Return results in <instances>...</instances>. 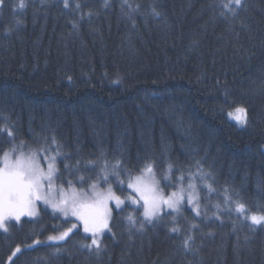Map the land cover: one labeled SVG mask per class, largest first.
Returning a JSON list of instances; mask_svg holds the SVG:
<instances>
[{"label": "trees", "instance_id": "1", "mask_svg": "<svg viewBox=\"0 0 264 264\" xmlns=\"http://www.w3.org/2000/svg\"><path fill=\"white\" fill-rule=\"evenodd\" d=\"M20 2L0 3V126L14 133L0 131V156L54 137L64 186L87 188L105 160H120L133 175L154 163L170 192L199 162L215 191L197 179L200 216L184 203L149 224L125 199L136 194L122 171L123 185L110 181L125 202L113 210L99 255L82 247L91 235L80 227L48 240L73 220L41 205L38 217L0 230V264H264V225L224 203L227 190L247 214L264 211V0H244L231 22L219 0H128L135 12L123 0H70L67 9L63 0ZM236 107L246 109L244 125L228 115ZM174 225L179 232L169 231Z\"/></svg>", "mask_w": 264, "mask_h": 264}, {"label": "snow or ice", "instance_id": "2", "mask_svg": "<svg viewBox=\"0 0 264 264\" xmlns=\"http://www.w3.org/2000/svg\"><path fill=\"white\" fill-rule=\"evenodd\" d=\"M2 3V0H0ZM123 5H127L129 10L135 12L139 5L135 8L129 4L128 0H123ZM63 6L70 8V0H63ZM105 6H108V0H105ZM24 0L20 2V8H24ZM220 8L219 15L225 20L231 22L232 19L239 16V10L245 7L244 0H219ZM75 10L81 8V4L76 2ZM91 15V12L88 13ZM152 15L159 16L160 13L152 9ZM19 23V21H17ZM75 27V24L73 25ZM10 31V29H9ZM229 116L234 119L237 124L244 125L247 122V112L243 107H236ZM0 131L6 132L9 137L14 139L13 130L7 125L0 126ZM55 145V150L52 148ZM60 145L53 137L51 145L47 142L45 145L37 149H29L25 153L24 143L19 145L13 144L9 150L3 152L0 156V230L8 232L7 221L15 220L19 222L23 216H35L36 203L42 201L45 205L50 206L53 212L61 213L64 217L74 216L83 224V231L91 233V242L83 244L82 247L87 248L90 252L99 255L103 250L102 242L99 239L100 235L105 231H111L109 228V220L111 219V208L109 202H114L119 208L124 204L125 199L131 201L134 205H140L143 208L144 220L149 224L158 221L163 215L170 213H180L185 199L187 204L192 206V210L196 216L201 215V195L196 183L199 179L201 185L207 189L208 193L215 191L213 184L209 182L210 173L204 172L199 167L197 162V171L189 172L185 177L181 174L177 178L178 187L175 191L165 194L160 187V180L157 178L155 165L152 162L146 163L140 169L138 175H133L130 171L122 169L120 160L115 163H109L107 160L100 165V172L97 175V183L89 185L92 192L89 193L83 188L77 189L72 180L67 181V189L63 183L57 184L56 181L60 178V170L57 166L58 157L61 156ZM41 159L46 163V168L41 165ZM79 161L77 162V164ZM65 170L70 172V166L65 164ZM122 171L127 173V187L132 189L135 196L129 195L125 199L117 195L113 191L110 177H114L120 185L126 181L120 179ZM173 165L169 164L167 172L163 175L164 180L171 178ZM187 184L185 185V180ZM103 181L108 184V188L104 192L96 191L98 182ZM79 183L84 184L85 178L79 177ZM224 196V203L234 204V211L243 219L251 222V225H264V211L260 213L249 212L247 206L240 201H232L231 196ZM142 202V203H141ZM205 207H207L205 205ZM217 211L220 210V204L215 205ZM165 210H170L166 212ZM216 215V213H213ZM129 223L135 227L136 221L132 216L127 217ZM219 219V216H217ZM175 220V217H173ZM76 225L68 228L65 231L59 232L57 235L48 237L50 241H63L72 232ZM144 224L141 223L139 230H142ZM196 227V225H191ZM171 232H179L178 226H173L169 229ZM193 240L191 235L187 236L184 241L185 249L191 247L190 241ZM39 244L40 241H35ZM21 251L20 247H16L12 256H15ZM59 251V249H57ZM11 256L9 259L11 260Z\"/></svg>", "mask_w": 264, "mask_h": 264}, {"label": "rangeland", "instance_id": "3", "mask_svg": "<svg viewBox=\"0 0 264 264\" xmlns=\"http://www.w3.org/2000/svg\"><path fill=\"white\" fill-rule=\"evenodd\" d=\"M244 108V107H243ZM230 113V112H229ZM229 113H228V115H229ZM230 117V116H229ZM231 118V117H230ZM232 119V118H231ZM233 121H235L234 119H232ZM236 122V121H235ZM29 149H34V148H25L24 147V151H25V153H27L28 151H29ZM41 165L42 166H44L45 168H46V163H45V161L43 160V159H41ZM57 166H58V160H57ZM167 172V171H166ZM165 172V173H166ZM139 174V173H138ZM138 174H136V175H138ZM188 174L189 173H185L184 174V176L185 177H187L188 176ZM156 175H157V178L160 180V187L163 189V191H164V193L165 194H169V193H171L172 191H175L176 189H177V187L179 186L178 185V183H177V187L175 188V189H172L170 192H166V190H165V188H164V186H163V184H162V180L160 179V177L158 176V174H157V172H156ZM171 175V174H170ZM103 181L101 180V181H99L98 182V187L96 188V191H100V192H104V191H106V189L108 188V184L106 185V186H102L101 185V183H102ZM164 182H165V184L166 185H171V184H173V176L171 175V178L169 179V180H164ZM56 183L57 184H60V182H59V180H57L56 181ZM93 183H97V181H93ZM92 183V184H93ZM196 183H197V181H196ZM187 184V181L185 182V185ZM75 185V184H74ZM112 185V184H111ZM66 189H67V186H64ZM75 187L79 190V189H81V188H83L85 191H88L89 193H91L92 192V189L90 188V187H87V188H84V187H79L78 185H75ZM112 189H113V191L114 192H116V190L114 189V187H113V185H112ZM132 190V189H131ZM116 194L117 195H119L117 192H116ZM120 196V195H119ZM122 198V197H121ZM123 199V198H122ZM184 203H186L187 204V200L185 199V202ZM45 206V207H47V208H49V209H51V211H53V209L50 207V206H48V205H45L42 201H38L37 203H36V212H37V215H35V216H23V217H21V219H23V218H36V217H38L39 216V209H40V206ZM188 205V204H187ZM109 208H111V218H112V214H113V210L116 208V209H119V208H121L122 206H123V204L119 207V208H117L116 206H115V204H114V202H109ZM190 208H192V206L191 205H188ZM165 211H170V210H165ZM54 213H57L58 214V212H54ZM62 217H64L61 213H59ZM64 218H68V219H72L73 220V222L70 224V226H68L65 230H67L68 228H70V227H72V225H76V227L75 228H73V230H75L76 228H78V227H80L82 230H83V224H82V222L81 221H79L76 217H74V216H68V217H64ZM10 221H15V220H9V221H7L6 223L8 224V222H10ZM110 223H111V219L109 220V228H110ZM64 230V231H65ZM72 230V231H73ZM108 230H105L101 235H100V237H99V239L101 240V238H102V236L107 232ZM70 234V233H69ZM87 234H89V235H91V233H87Z\"/></svg>", "mask_w": 264, "mask_h": 264}]
</instances>
